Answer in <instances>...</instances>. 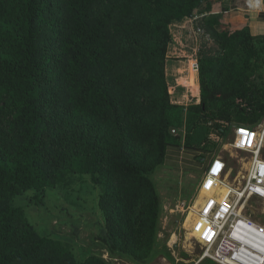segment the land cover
I'll use <instances>...</instances> for the list:
<instances>
[{
    "label": "trees",
    "instance_id": "trees-1",
    "mask_svg": "<svg viewBox=\"0 0 264 264\" xmlns=\"http://www.w3.org/2000/svg\"><path fill=\"white\" fill-rule=\"evenodd\" d=\"M202 1L0 0V264H109L38 232L13 202L83 175L99 189L104 247L146 264L161 210L150 174L167 151L202 164L231 125L264 119V35L213 18L195 22L210 37L192 72L199 102L172 101L170 24Z\"/></svg>",
    "mask_w": 264,
    "mask_h": 264
},
{
    "label": "rangeland",
    "instance_id": "rangeland-1",
    "mask_svg": "<svg viewBox=\"0 0 264 264\" xmlns=\"http://www.w3.org/2000/svg\"><path fill=\"white\" fill-rule=\"evenodd\" d=\"M185 56L196 59L193 50ZM185 85L189 90V84L185 82ZM175 96L177 99L179 95ZM187 99L188 96L185 101ZM231 139L229 131L222 143L219 142L213 155L224 158L233 168L234 175L240 170L244 154H236L231 146L227 145ZM205 162L206 160L197 164L190 151L172 149L167 153L164 163L150 174L158 193L161 210L154 256L150 257L146 264H190L199 254L200 248L187 234L184 220L188 212L193 210L198 197V183L202 178ZM98 194L97 185L91 182L88 175H83L74 176L66 187L49 188L42 192L25 191L17 195L13 202L24 210L28 221L38 232L67 241L79 258L97 255L109 264H139L132 262L125 255L111 254L104 247L100 240L105 235L104 218L97 204ZM250 203L253 208L244 207L243 211L250 214L255 221L264 224V217L258 215L262 209L259 202L251 198ZM163 248L168 250L172 259L161 254ZM201 264L212 262L206 260Z\"/></svg>",
    "mask_w": 264,
    "mask_h": 264
},
{
    "label": "built area",
    "instance_id": "built-area-1",
    "mask_svg": "<svg viewBox=\"0 0 264 264\" xmlns=\"http://www.w3.org/2000/svg\"><path fill=\"white\" fill-rule=\"evenodd\" d=\"M195 32L200 39L210 40L201 27ZM230 132L232 139L227 145L236 154H244L242 165L232 175L229 163L213 155L204 168L198 183V195L201 191L204 195L193 205L195 218L189 229L200 252L190 264L206 260L212 264H264V224L243 211L244 207L253 208L250 199L254 198L262 207L258 215L264 217V120L252 125L233 124Z\"/></svg>",
    "mask_w": 264,
    "mask_h": 264
},
{
    "label": "crops",
    "instance_id": "crops-1",
    "mask_svg": "<svg viewBox=\"0 0 264 264\" xmlns=\"http://www.w3.org/2000/svg\"><path fill=\"white\" fill-rule=\"evenodd\" d=\"M195 16L201 22L206 18L216 19L220 23L218 30L233 31L246 26L251 35H264V0H203L192 15L170 24L172 39L167 48L165 71L170 85L169 91L173 95L172 101L184 105L199 102V87L197 92L192 73L195 61L192 56H185L192 50L196 55L199 47L200 38L195 32ZM185 82L189 84V90ZM175 93L179 95L177 99Z\"/></svg>",
    "mask_w": 264,
    "mask_h": 264
},
{
    "label": "bare ground",
    "instance_id": "bare-ground-1",
    "mask_svg": "<svg viewBox=\"0 0 264 264\" xmlns=\"http://www.w3.org/2000/svg\"><path fill=\"white\" fill-rule=\"evenodd\" d=\"M227 190L223 189L221 192L222 194H225ZM204 195V192L201 191L200 194L198 195L196 201H195V204L197 205L201 200H202V197ZM186 214V213H185ZM195 218V212L194 210L193 211H190L188 212V215L186 216V219L184 220V227L189 231L191 225H192V222ZM189 236H192L193 233L191 231H189L187 233ZM187 240V239H186ZM189 241H190V238H189ZM96 248V247H95Z\"/></svg>",
    "mask_w": 264,
    "mask_h": 264
},
{
    "label": "water",
    "instance_id": "water-1",
    "mask_svg": "<svg viewBox=\"0 0 264 264\" xmlns=\"http://www.w3.org/2000/svg\"><path fill=\"white\" fill-rule=\"evenodd\" d=\"M197 69V68H196Z\"/></svg>",
    "mask_w": 264,
    "mask_h": 264
}]
</instances>
